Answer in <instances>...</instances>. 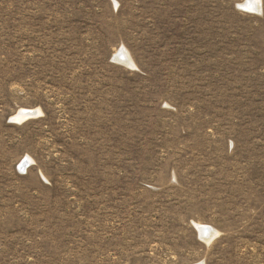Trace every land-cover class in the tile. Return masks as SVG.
<instances>
[{
  "label": "rangeland",
  "instance_id": "1",
  "mask_svg": "<svg viewBox=\"0 0 264 264\" xmlns=\"http://www.w3.org/2000/svg\"><path fill=\"white\" fill-rule=\"evenodd\" d=\"M245 1L0 0V264H264Z\"/></svg>",
  "mask_w": 264,
  "mask_h": 264
},
{
  "label": "bare ground",
  "instance_id": "2",
  "mask_svg": "<svg viewBox=\"0 0 264 264\" xmlns=\"http://www.w3.org/2000/svg\"><path fill=\"white\" fill-rule=\"evenodd\" d=\"M242 7L244 9H248V10L253 11V12H258L259 11V0H246L244 2V4L242 5ZM116 56L118 57V59H120V58L123 60L125 59L129 65L131 64V63H129L131 61H129L127 53L123 49H121ZM25 115L26 114H24V115L22 114V116H20V117L23 118ZM22 167H24V164L22 165ZM196 229L203 239H205V238L209 239L215 234L214 231L208 227L196 226Z\"/></svg>",
  "mask_w": 264,
  "mask_h": 264
}]
</instances>
